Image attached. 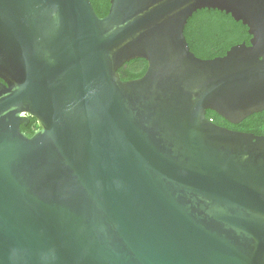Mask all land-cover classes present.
<instances>
[{
    "label": "water",
    "instance_id": "1",
    "mask_svg": "<svg viewBox=\"0 0 264 264\" xmlns=\"http://www.w3.org/2000/svg\"><path fill=\"white\" fill-rule=\"evenodd\" d=\"M110 3L0 0V264H264V135L207 117L264 112V0ZM203 9L249 45L198 58Z\"/></svg>",
    "mask_w": 264,
    "mask_h": 264
},
{
    "label": "trees",
    "instance_id": "2",
    "mask_svg": "<svg viewBox=\"0 0 264 264\" xmlns=\"http://www.w3.org/2000/svg\"><path fill=\"white\" fill-rule=\"evenodd\" d=\"M96 14L104 18L109 14L110 0H91ZM185 37L191 51L201 59L223 57L234 46L246 43L249 45L251 36L242 22H236L231 15L218 10L203 9L194 13L185 27ZM148 63L136 59L119 69L122 80L128 81L141 78L147 71ZM207 117L215 124L234 131L264 135V112L254 114L238 125L227 122L213 111Z\"/></svg>",
    "mask_w": 264,
    "mask_h": 264
},
{
    "label": "flooded vegetation",
    "instance_id": "3",
    "mask_svg": "<svg viewBox=\"0 0 264 264\" xmlns=\"http://www.w3.org/2000/svg\"><path fill=\"white\" fill-rule=\"evenodd\" d=\"M21 130L24 132L27 136L31 137L34 135L38 130L39 126L35 119L31 118L28 125H21Z\"/></svg>",
    "mask_w": 264,
    "mask_h": 264
}]
</instances>
